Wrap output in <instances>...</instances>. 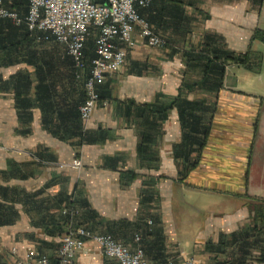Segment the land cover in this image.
<instances>
[{"label": "crops", "instance_id": "1", "mask_svg": "<svg viewBox=\"0 0 264 264\" xmlns=\"http://www.w3.org/2000/svg\"><path fill=\"white\" fill-rule=\"evenodd\" d=\"M27 3L1 0L18 16ZM261 8V0H151L140 16L167 43L152 48L135 35L97 86L83 140L77 105L87 69H74L52 37L26 39L23 24L0 19V264H23L29 250L52 256L66 216L59 207L70 201L74 224L93 234L130 250L139 235L148 263L225 264L223 243L248 221L244 204L264 199L252 165L260 157L264 168V98L227 83L232 63L217 86L221 59L210 52H248ZM196 193L216 199L194 203ZM74 264L116 263L84 241Z\"/></svg>", "mask_w": 264, "mask_h": 264}, {"label": "built area", "instance_id": "2", "mask_svg": "<svg viewBox=\"0 0 264 264\" xmlns=\"http://www.w3.org/2000/svg\"><path fill=\"white\" fill-rule=\"evenodd\" d=\"M150 2L28 0L26 12L20 18L14 11L4 8L0 0V19H7L16 26L23 24L36 40L52 37L63 46L74 69H87L82 85L83 99L77 107L81 131L84 132L85 123L98 101L97 86L106 75L120 68L126 51L135 45V35L143 39L148 47L162 48L166 45V40L137 14L136 8H145ZM88 37L92 42V57H87L84 52ZM67 166L77 169L80 161L75 158ZM61 212L67 216L65 233L52 256H40L29 250L24 255L23 264H74V256L83 250L84 241L94 243L101 255L113 259L116 264H161L148 263L143 259L137 234L132 237L135 246L130 250L110 235H96L82 225H75L73 218L77 210L63 208Z\"/></svg>", "mask_w": 264, "mask_h": 264}, {"label": "trees", "instance_id": "3", "mask_svg": "<svg viewBox=\"0 0 264 264\" xmlns=\"http://www.w3.org/2000/svg\"><path fill=\"white\" fill-rule=\"evenodd\" d=\"M93 2H101L102 0H92ZM147 8V7H145ZM145 8H136L137 14L140 16V10ZM24 13L26 12V7ZM21 14L19 16L24 15ZM141 17V16H140ZM147 22V21H146ZM16 26V25H15ZM23 26L21 23L17 25V27ZM24 30L26 31L25 27ZM24 37L28 39L31 37L34 38V35L27 32L25 33ZM252 38L258 39L260 42L264 44V30H255L253 31ZM36 40V39H35ZM84 52L87 57H92V42L91 38L88 37L84 44ZM210 56L212 60H219L221 59V66L217 67L218 75L217 80L215 81L216 85H220L222 74H223V65L227 63L238 64V65H246L247 64V52L242 55L235 56L233 53L228 51H215L212 50L210 52ZM213 84V83H212ZM83 99V94L78 102V105L81 103ZM99 99V96H98ZM77 105V107H78ZM78 117V112H77ZM79 119V117H78ZM207 128L205 127L202 136L203 139L207 133ZM85 135V131H81V127L79 128V136L80 140H83ZM201 145V144H200ZM194 167V164H190L185 167V171H188ZM185 172L182 174V177H185ZM247 211H248V221L244 224V226L235 234H232L229 239L223 244L227 245L230 248V253L228 259L225 261V264H245V261L248 256H250L251 252L255 251V261L257 264H264V199L257 198V199H249L247 203H245ZM78 209L74 207L73 202H68L66 205H61L59 209ZM76 215V216H77ZM75 216V217H76ZM74 221V218H73ZM67 223V216H64L61 222L62 226V233H65ZM74 223V222H73ZM78 225V224H75ZM139 236V235H138ZM140 237V236H139ZM115 240V239H114ZM218 264V263H215Z\"/></svg>", "mask_w": 264, "mask_h": 264}, {"label": "rangeland", "instance_id": "4", "mask_svg": "<svg viewBox=\"0 0 264 264\" xmlns=\"http://www.w3.org/2000/svg\"><path fill=\"white\" fill-rule=\"evenodd\" d=\"M257 30H264V2H262ZM227 78V83L235 84L238 90H243L256 97L264 98V44L258 39L253 38L247 52V64H228ZM262 162L263 158L257 157L256 159L254 158L252 163L253 167L255 166L258 171L257 173L260 174V178L264 176V173L261 172V170L264 171ZM192 196L194 203L209 202L211 204L216 199L214 197L215 195L207 193H196ZM255 257V251L251 252L245 264H257Z\"/></svg>", "mask_w": 264, "mask_h": 264}, {"label": "flooded vegetation", "instance_id": "5", "mask_svg": "<svg viewBox=\"0 0 264 264\" xmlns=\"http://www.w3.org/2000/svg\"><path fill=\"white\" fill-rule=\"evenodd\" d=\"M244 206L246 207V205L244 204ZM247 209V208H246ZM247 220H248V217H247Z\"/></svg>", "mask_w": 264, "mask_h": 264}, {"label": "bare ground", "instance_id": "6", "mask_svg": "<svg viewBox=\"0 0 264 264\" xmlns=\"http://www.w3.org/2000/svg\"><path fill=\"white\" fill-rule=\"evenodd\" d=\"M142 18V17H141ZM143 19V18H142Z\"/></svg>", "mask_w": 264, "mask_h": 264}]
</instances>
